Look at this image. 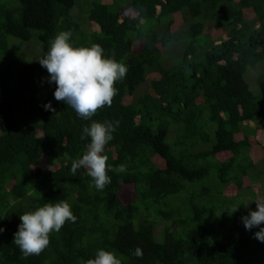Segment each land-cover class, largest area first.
<instances>
[{
    "label": "trees",
    "instance_id": "trees-1",
    "mask_svg": "<svg viewBox=\"0 0 264 264\" xmlns=\"http://www.w3.org/2000/svg\"><path fill=\"white\" fill-rule=\"evenodd\" d=\"M177 13L183 23L173 31ZM209 25L227 30L226 39H214ZM62 31L74 47L99 45L127 66L111 106L90 120L54 99L39 63ZM152 74L159 78L141 92ZM49 102L54 112L44 109ZM93 121H119L103 153L113 168L103 191L90 187L86 169L70 171ZM261 129L264 0H0V264H87L98 249L122 264H264L259 229L241 220L264 200V159L250 155ZM124 189L133 191L128 201ZM59 201L75 222L25 257L13 241L20 215Z\"/></svg>",
    "mask_w": 264,
    "mask_h": 264
},
{
    "label": "clouds",
    "instance_id": "clouds-1",
    "mask_svg": "<svg viewBox=\"0 0 264 264\" xmlns=\"http://www.w3.org/2000/svg\"><path fill=\"white\" fill-rule=\"evenodd\" d=\"M71 36V31L57 34L39 63L49 74L47 82L55 85L54 99L71 107L78 118L90 120L99 109L111 106L118 91L114 85L125 78L127 66L105 57L99 45L74 47ZM44 109L55 111L51 102L45 104ZM118 127L119 121H93L82 129L81 139H89L90 142L82 157L73 161L70 171L75 176L78 169H86L87 175L92 178L90 187L94 186L97 191H103L111 183L107 173L113 168L107 164V156L103 153ZM116 170L124 172L125 166L120 165ZM240 206L232 207L227 211L228 214L236 213ZM19 219L21 223L14 233L13 241L27 257L39 255L49 244V234L59 232L66 221L75 222L76 217L68 202L59 201L26 212ZM241 220L248 231L258 228L254 238L264 243V200L257 201L256 209L249 210ZM4 231L5 228L0 227V233ZM134 255L142 257V250L137 248ZM87 264H122V260L115 251L98 249Z\"/></svg>",
    "mask_w": 264,
    "mask_h": 264
},
{
    "label": "rangeland",
    "instance_id": "rangeland-1",
    "mask_svg": "<svg viewBox=\"0 0 264 264\" xmlns=\"http://www.w3.org/2000/svg\"><path fill=\"white\" fill-rule=\"evenodd\" d=\"M125 14L135 15L134 12L131 10V8H126ZM246 16H247V18H252L254 16L253 11L247 10ZM182 23H183V18L180 14L177 13L175 15V24L172 26V30L173 31L177 30L181 26ZM90 24H91L90 22L86 21V23L84 24L85 28L88 30H92L93 27ZM207 29H208L207 33H210L214 39H217L218 41L221 39L222 40L226 39L227 30H225V32L221 31V30H217V29L213 28L211 25H209V27H207ZM141 48H142V42L136 41L134 43V51L137 52ZM165 64H169V62L166 61ZM262 68H263L262 66H256V67L251 68L249 70L250 72L248 75V80L251 82V84L254 83L255 77L257 76L258 73L261 72ZM151 78H159V77H158V75H155V74L150 75L147 82L141 87V89H140L141 92H144L149 87V85H150L149 81L151 80ZM128 99H132V97H128ZM252 125H253V123L250 122V123H247L246 126L248 127V126H252ZM242 137H243V135H238L236 138L238 140H240V139H242ZM174 140H175L174 135L169 136L168 141L170 143H173ZM250 144H251L250 155L256 164H260L264 159V149H263V146H264V129H261V131L258 132L256 137H252L250 139ZM51 168L52 167H50V169ZM243 179H244L243 181H244L245 187H251V189L255 193H258L259 188H260V184H258V183L252 184L248 177H244ZM235 192H236L235 186L230 185L228 190H227V193L231 194V193H235ZM132 193H133V191L131 189H124L122 192V196L126 201H128L129 199H131ZM160 231H162L161 225H159L157 228V232L159 233Z\"/></svg>",
    "mask_w": 264,
    "mask_h": 264
}]
</instances>
